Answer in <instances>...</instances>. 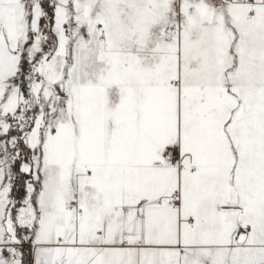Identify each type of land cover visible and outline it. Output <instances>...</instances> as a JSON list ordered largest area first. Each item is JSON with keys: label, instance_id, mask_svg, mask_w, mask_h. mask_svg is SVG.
<instances>
[{"label": "snow or ice", "instance_id": "snow-or-ice-1", "mask_svg": "<svg viewBox=\"0 0 264 264\" xmlns=\"http://www.w3.org/2000/svg\"><path fill=\"white\" fill-rule=\"evenodd\" d=\"M0 264H264V0H0Z\"/></svg>", "mask_w": 264, "mask_h": 264}]
</instances>
